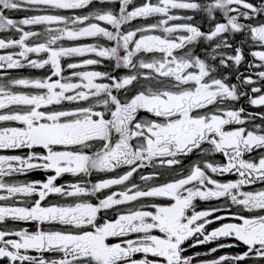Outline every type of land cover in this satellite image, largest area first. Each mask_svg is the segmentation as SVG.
I'll use <instances>...</instances> for the list:
<instances>
[{"label": "snow or ice", "instance_id": "obj_1", "mask_svg": "<svg viewBox=\"0 0 264 264\" xmlns=\"http://www.w3.org/2000/svg\"><path fill=\"white\" fill-rule=\"evenodd\" d=\"M0 264H264V0H0Z\"/></svg>", "mask_w": 264, "mask_h": 264}, {"label": "rangeland", "instance_id": "obj_2", "mask_svg": "<svg viewBox=\"0 0 264 264\" xmlns=\"http://www.w3.org/2000/svg\"><path fill=\"white\" fill-rule=\"evenodd\" d=\"M22 16H23V14H19V15L17 16V18H22Z\"/></svg>", "mask_w": 264, "mask_h": 264}, {"label": "flooded vegetation", "instance_id": "obj_3", "mask_svg": "<svg viewBox=\"0 0 264 264\" xmlns=\"http://www.w3.org/2000/svg\"><path fill=\"white\" fill-rule=\"evenodd\" d=\"M38 74V73H37Z\"/></svg>", "mask_w": 264, "mask_h": 264}]
</instances>
